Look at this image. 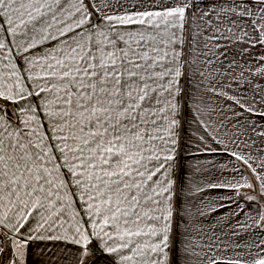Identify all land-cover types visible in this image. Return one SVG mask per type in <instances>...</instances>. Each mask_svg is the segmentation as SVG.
<instances>
[{
	"label": "snow or ice",
	"instance_id": "6c2138e0",
	"mask_svg": "<svg viewBox=\"0 0 264 264\" xmlns=\"http://www.w3.org/2000/svg\"><path fill=\"white\" fill-rule=\"evenodd\" d=\"M35 256L264 264V0H0V264Z\"/></svg>",
	"mask_w": 264,
	"mask_h": 264
},
{
	"label": "crops",
	"instance_id": "0c3cea01",
	"mask_svg": "<svg viewBox=\"0 0 264 264\" xmlns=\"http://www.w3.org/2000/svg\"><path fill=\"white\" fill-rule=\"evenodd\" d=\"M227 193H224V192H210L209 195L210 196H216V195H226ZM40 247H43V245L41 244ZM34 252H36L37 254L39 253V248H37V246L34 244L33 245V249H32ZM38 259V256H35V257H30V264H33V262L35 260Z\"/></svg>",
	"mask_w": 264,
	"mask_h": 264
}]
</instances>
